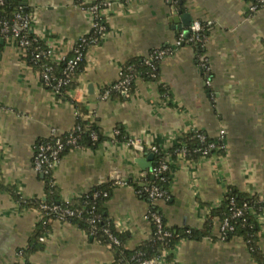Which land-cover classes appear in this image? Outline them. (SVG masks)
<instances>
[{"label": "crops", "instance_id": "crops-1", "mask_svg": "<svg viewBox=\"0 0 264 264\" xmlns=\"http://www.w3.org/2000/svg\"><path fill=\"white\" fill-rule=\"evenodd\" d=\"M20 1L31 32L56 60L92 28L93 0ZM107 1L108 31L89 48L78 85L69 91L72 101L44 86L17 39L8 38L0 53V264H117L114 251L75 222L53 219L40 239L35 236L42 214L29 203L46 199V183L33 168L34 147L54 130L70 132L77 105L106 139L62 155L52 169L61 200L111 183L106 214L117 231L129 234L125 248L135 251L153 234L152 203L136 189L152 170L145 175L137 160L154 153L153 146L167 150L182 135L203 131L222 151L172 159L170 199L153 203L169 228L202 229L232 190L253 198L249 212L264 255V10H252L254 0ZM180 13L209 26L200 56L187 38L176 44L184 34L173 28L176 18L182 22ZM162 47L172 53L161 60L157 79L137 75L128 97H104L129 60ZM116 129L127 140H118ZM222 220L213 216L209 236L183 239L172 258L163 255L157 264H257L242 236L222 238Z\"/></svg>", "mask_w": 264, "mask_h": 264}, {"label": "trees", "instance_id": "trees-1", "mask_svg": "<svg viewBox=\"0 0 264 264\" xmlns=\"http://www.w3.org/2000/svg\"><path fill=\"white\" fill-rule=\"evenodd\" d=\"M255 2L257 0H254ZM24 6L22 5L20 0H5V4L0 6V18L9 21L12 25L14 23L15 13L19 8ZM24 11H27L24 8ZM202 24V31L200 32V36L202 37L201 41L193 40L191 41L190 37L186 39V43L191 44L198 56L202 55L205 52L204 48V38L208 34V25ZM26 36L29 43L25 47V59L28 63L34 68V70L38 71L41 75L42 82L44 86L48 89L54 90L60 97L71 100L69 96V91L75 89L78 85L77 78L79 74L84 70L85 67V58L79 62L74 71L67 76V60L74 56V51L66 56V60H56L50 54L47 53L48 46L40 40L33 32L22 30L20 37L17 38V43L19 44V40ZM8 35L1 34L0 35V53L3 50L6 41L8 39ZM167 47H162L161 49H165ZM160 49V48H158ZM157 49H154L150 52L149 55L155 56L154 53ZM162 57L153 58L152 64L147 62V57H135L127 62V64L123 68L122 76L126 74H133L136 78L137 75H141L147 79H157L159 76L160 63ZM44 72H47L49 75V80L46 81L42 75ZM122 78V77H121ZM63 82L59 85V81ZM135 81V80H134ZM134 81L128 86L127 93H124V96L128 97L134 87ZM109 91L110 95L123 93L120 88H115V84L110 87H107L104 92ZM72 101V100H71ZM78 107V118L75 127L70 131L77 137V144L80 146H89L96 147L100 144L106 136L101 132L100 128L95 124L88 123L85 115L87 114V109L77 105ZM119 133L116 135L118 140H127L124 136L122 129H118ZM65 133L61 135V138H66L68 134ZM92 134L96 135V139L92 138ZM198 134H202L204 139H201ZM48 139L41 140L43 142ZM212 142L220 143L218 139L209 137L203 131H193L187 134L182 135L173 145V147L164 150L161 149L159 152H154L153 159V168L159 166L162 162L166 161L169 164V168L166 171H162L158 174H154L153 171L148 178L145 180V184L142 185L140 183H136V189L138 194L142 198H146L151 201V211L159 212L158 206H156L153 200L149 197L148 192L145 190L146 186L156 185L159 186L162 190H165L169 193V187L172 180L171 175V160L176 159L179 155L181 149H184L183 156L188 159L197 160L198 158L206 155L209 156L214 152H217V148H208L209 144ZM75 145H68L66 149L62 152V155L69 151L71 148H74ZM208 149L207 154L203 152ZM222 151V149H221ZM44 180L46 183V199L45 200H37L32 201L29 204H34L42 214V220L40 225L36 231V238H41L45 231L48 230V226L51 220L56 219V214L50 211L42 210L41 205L43 203L49 202L51 204H57L63 208H72L75 210H83V216L81 218H71L69 221L77 223L81 228L85 229L90 233L94 238H96L100 243L108 245L115 254L117 259V264H130L133 261V257L137 255L138 252H142L143 257L151 259L153 257H162L164 255V259H170L173 256V251L183 239H201L205 236L210 235V229L212 225V218L215 215L222 216L224 219L227 216L231 215V201L234 200L235 208L243 209V216L232 219V224L235 227L234 231H230L227 233L226 239L231 238L233 236H242L248 244V247L251 251V254L256 261L257 264H264V255L259 247V226L257 221L253 216H251L249 212V207L254 204L253 198H249L245 195L239 194L237 191H231L223 205L214 209L212 212V218L210 217L204 227L202 229H172L167 226L171 235L164 238L163 240L158 239L155 235L156 225L153 222V234L152 237L145 241L137 250L128 251L125 248V243L129 238L128 233L119 232L116 230L113 222L109 220L106 210H105V201L110 197L113 185L111 183L100 184L94 186L89 192L85 193L81 197L73 199L69 202L63 201L57 195V186L54 183V179L52 176V170L48 173L44 174ZM108 191L109 195L107 197H98L94 198L95 192H104ZM255 206H257L255 204ZM93 210L101 215L99 221L95 224H91L88 221L89 212ZM165 222V220H164ZM166 224V223H165ZM110 229V231L118 237L120 240V244H115L111 241L109 235L105 232V229ZM95 230V233L92 231Z\"/></svg>", "mask_w": 264, "mask_h": 264}, {"label": "built area", "instance_id": "built-area-1", "mask_svg": "<svg viewBox=\"0 0 264 264\" xmlns=\"http://www.w3.org/2000/svg\"><path fill=\"white\" fill-rule=\"evenodd\" d=\"M5 4V0H0V6ZM110 3L107 0H93L92 4L89 7V11L92 15V28L90 31H88L86 34L80 36L75 43L73 47L74 56L69 58L67 60V69H66V75L69 76L76 66L79 64L80 61H82L89 50V48L95 44H98L102 37L105 35V33L108 31V22H107V9L109 8ZM251 9L254 11L257 10H264V0H257L254 4H252ZM191 33H190V40H196L201 41L202 37L200 36V32L202 31V24L198 20L193 21L191 25ZM31 31V18L28 13L24 11V8L20 7L19 10L16 11L15 17H14V23L11 25L9 21L0 18V35H8V38H15L17 39L20 37L21 31ZM189 36V37H190ZM184 34H180L177 38L176 44L179 46L185 41ZM29 43L26 36H23L19 40V47L21 50L25 53V47ZM204 45V43H203ZM48 54L52 55V49L48 48L47 51ZM154 53L155 56L149 55L147 57V62L149 64H152L153 58L156 57H162L164 58L168 54L172 53L171 48H165V49H157ZM66 56H63L59 58V60H66ZM202 67L207 71L209 70L207 59L204 58L201 62ZM42 77L48 81L49 75L47 72H44ZM135 80V76L131 73L126 74L125 76H122V78L115 84V88H120L123 93H127L128 86L132 83V81ZM63 81H59V85ZM109 96V91H106L104 94V97ZM119 133V130H115V134L117 135ZM224 135V131L222 130L220 133V138L222 139ZM198 136L201 139H204V136L202 134H198ZM92 138L96 139V135L92 134ZM48 140H45L43 142H38L34 147V157H33V168L36 172L39 173H48L50 170L54 168V166L59 162V160L62 157V152L66 149L68 145H75V147H81L77 144V137L73 135L72 132L68 134L66 138H61V135H58L56 131L54 130L52 132V135L47 138ZM208 148H220L223 149L224 145L216 142H212L209 144ZM160 148L158 146H153L152 151L157 153L159 152ZM208 149L205 150L203 153L207 154ZM184 149H181L179 152V155H183ZM169 168L168 162L164 161L159 166H156L152 169L154 174H158L162 171H166ZM121 183V182H120ZM128 184L127 182H124ZM119 184V183H118ZM145 184V183H144ZM145 190L148 192L149 197L153 201H163L167 202L170 199V194L166 192L165 190H162L159 186L156 185H150L146 186ZM109 195L108 191L104 192H95L94 198H98L100 196L107 197ZM231 215L225 217L222 220L221 223V234L222 238L226 239L227 233L230 231H234L235 227L232 224V219H237L241 216H243L244 212L241 208H235L234 200L231 201ZM42 210L50 211L52 213L56 214V219L59 220H69L71 218H81L83 216V210H75L72 208H63L57 204H51L49 202L43 203L41 205ZM101 218V215L97 212H94L91 210L89 212L88 221L91 224H95L97 221H99ZM148 218L152 219L155 222L156 225V231L155 235L158 237V239L163 240L164 238L171 235V232L167 228V225L164 222L163 216L160 214V212H152L150 211L148 214ZM105 232L109 235L111 241L115 244H120V240L118 237H116L110 229H105ZM92 233H95V230L92 231ZM20 254L23 253V251L19 252ZM162 257H153L151 259L143 257L142 252H138L135 257H133V261L130 264H157L159 260H161ZM18 264H25V263H18Z\"/></svg>", "mask_w": 264, "mask_h": 264}, {"label": "water", "instance_id": "water-1", "mask_svg": "<svg viewBox=\"0 0 264 264\" xmlns=\"http://www.w3.org/2000/svg\"><path fill=\"white\" fill-rule=\"evenodd\" d=\"M179 17L181 19V23H179V20L176 18L175 19V22H176V25H173V28H179V29H182L184 28V36L185 38H188L190 36V33H191V25L193 23V19L192 17L188 14V13H180L179 14ZM154 158V153H151L148 157L146 158H139L137 160V162L141 165V167L145 170V175L148 174V172L146 171L147 168H149L150 170L153 169V165H152V162L151 160Z\"/></svg>", "mask_w": 264, "mask_h": 264}]
</instances>
